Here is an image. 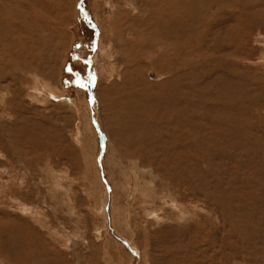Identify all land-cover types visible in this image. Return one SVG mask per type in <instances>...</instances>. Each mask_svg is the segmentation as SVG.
<instances>
[{
	"label": "rangeland",
	"instance_id": "1",
	"mask_svg": "<svg viewBox=\"0 0 264 264\" xmlns=\"http://www.w3.org/2000/svg\"><path fill=\"white\" fill-rule=\"evenodd\" d=\"M0 18V264H264V0Z\"/></svg>",
	"mask_w": 264,
	"mask_h": 264
},
{
	"label": "bare ground",
	"instance_id": "2",
	"mask_svg": "<svg viewBox=\"0 0 264 264\" xmlns=\"http://www.w3.org/2000/svg\"><path fill=\"white\" fill-rule=\"evenodd\" d=\"M158 2H159V1H158ZM215 2H216V0H215ZM218 2H219V1H218ZM228 2H229V1H228ZM164 3H165V2H164ZM151 5H152V4H151ZM221 5H222V4H221ZM33 6H34V5H33ZM154 6H155V4H154ZM151 7H152V6H151ZM167 7H168V6H167ZM169 7H170V6H169ZM183 7H184V6H183ZM180 8H181V7H180ZM203 8H204V7H203ZM150 9H151V8H150ZM154 9H155V7H154ZM172 9H173V8H171V11L174 10V9H173V10H172ZM192 10H193V9H191V11H192ZM147 11H148V10H147ZM149 11H150V10H149ZM151 11H152V10H151ZM151 11H150V13H151ZM169 11H170V10H169ZM174 12H175V11H173V13H174ZM189 12H190V11H189ZM148 13H149V12H148ZM166 14H167V13H166ZM179 14H180V13H179ZM181 14H182V13H181ZM183 14H184V13H183ZM149 15H150V14H149ZM149 15H148V16H149ZM151 15H152V14H151ZM151 15H150V16H151ZM174 15H175V14H174ZM191 15H192V14H191ZM150 16H149V17H150ZM179 16H180V15H179ZM179 16H178V17H179ZM154 17H155V16H154ZM173 17H174V16H173ZM180 17H181V16H180ZM1 18H2V17H1ZM1 18H0V20H2ZM8 18H9V17H8ZM32 18H33V17H32ZM151 18H153V17L151 16ZM156 18H157V17H156ZM26 19H27V18H26ZM26 19H25V20H26ZM154 19H155V18H154ZM178 19H179V18H178ZM195 19H196V18H195ZM20 20H21V19H20ZM145 20H147V19H145ZM151 20H152V19H150V21H151ZM179 20H181V19H179ZM179 20H178V21H179ZM152 21H153V20H152ZM152 21L150 22V24L152 23ZM159 21H160V20H159ZM176 21H177V20H176ZM196 21H198V20H196ZM24 22H26V21H24ZM28 22H29V21H28ZM153 22L156 23V21H153ZM157 22H158V20H157ZM171 22H173V21H169V23H171ZM22 23H23V22H22ZM26 23H27V22H26ZM148 23H149V22H148ZM160 23H161V22H160ZM169 23H168V24H169ZM24 24H25V23H24ZM153 24H154V23H153ZM158 24H159V23H158ZM163 24H164V23H163ZM168 24H167V25H168ZM174 24H175V23H174ZM2 25H3V24H2ZM159 25H160V24H159ZM188 25H189V24H188ZM32 26H33V25H32ZM174 26H175V25H174ZM7 27H8V26H7ZM157 27H158V26H157ZM159 27H161V25H160ZM176 27H177V26H176ZM179 27H180V26H179ZM184 27H185V26H184ZM27 28H28V27H27ZM149 28H150V27H149ZM182 28H183V27L181 26V29H182ZM32 29H33V27H32ZM144 29H146V28H144ZM173 29L175 30L174 27H173ZM173 29H171V32L173 31ZM178 30H180V29L178 28ZM37 31H39V30L37 29ZM147 31H148V30H147ZM158 31L160 32L161 30H158ZM165 31H166V30H165ZM23 32H24V31H23ZM46 32H47V31H46ZM41 33H42V32H41ZM147 33H148V32H147ZM148 34H150V33H148ZM157 34H158V33H157ZM56 35H57V34H56ZM155 35H156V34H155ZM155 35H154V36H155ZM159 35H160V34H159ZM165 35H166V34H165ZM169 35H170V34H169ZM5 36H6V35H5ZM5 36H4V37H5ZM156 36H157V35H156ZM161 36H162V35H161ZM170 36H171V35H170ZM163 37H164V35H163ZM1 38H2V37H1ZM169 38H170V37H169ZM176 38H177V36H176ZM158 39H159V38H158ZM164 39H165V38H164ZM144 40H145V39H144ZM166 40H167V39H166ZM15 41H16V40H15ZM172 41H173V40H172ZM148 42H149V41H148ZM160 42H161V41H160ZM149 43H150V42H149ZM161 43H162V42H161ZM172 43H173V42H172ZM143 44H144V43H143ZM163 44H164V46H165V43H164V42H163ZM141 46H142V45H141ZM17 47H18V46H17ZM144 47H146V46H144ZM165 47H167V46H165ZM30 48H32V47H30ZM160 48H161V46H160ZM157 49H158V48H157ZM166 49H167V48H166ZM29 51H31V50H29ZM168 51H169V50H168ZM162 52H163V51H162ZM162 52H161V53H162ZM164 52H166V51H164ZM29 53L32 54L31 52H29ZM33 55H34V54H33ZM31 57H32V56H31ZM31 57H28V58L31 59ZM17 58H18V57H17ZM18 59H20V62L23 61L24 63H26V61H27V58L25 59L24 57H20V58H18ZM29 59H28V60H29ZM158 59H159V58H158ZM166 59H167V58H166ZM168 59H169V57H168ZM21 60H22V61H21ZM23 62H22V63H23ZM24 63H23V64H24ZM28 63H29V62H28ZM151 64H152V63H151ZM31 68H32V67H31ZM169 68H170V67H169ZM135 93H136V92H135ZM155 99H157V98H155ZM133 116H134V115H133ZM169 148H170V147H169ZM169 150H170V149H169ZM166 151H167V150H166ZM172 151H173V150H172ZM169 153H170V152H169ZM169 153H168V154H169ZM163 155H164V154H163ZM186 161H187V160H186ZM165 163H166V160H165ZM184 188H185V187H184Z\"/></svg>",
	"mask_w": 264,
	"mask_h": 264
}]
</instances>
